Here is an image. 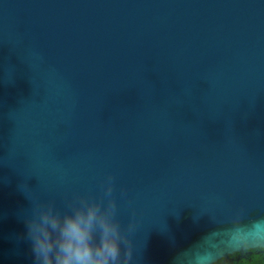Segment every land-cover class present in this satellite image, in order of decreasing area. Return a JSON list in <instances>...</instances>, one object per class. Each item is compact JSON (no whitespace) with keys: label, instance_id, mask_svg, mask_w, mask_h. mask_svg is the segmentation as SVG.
Masks as SVG:
<instances>
[{"label":"water","instance_id":"95a60500","mask_svg":"<svg viewBox=\"0 0 264 264\" xmlns=\"http://www.w3.org/2000/svg\"><path fill=\"white\" fill-rule=\"evenodd\" d=\"M109 175L130 264L264 249V0H0V264Z\"/></svg>","mask_w":264,"mask_h":264},{"label":"clouds","instance_id":"9594fccd","mask_svg":"<svg viewBox=\"0 0 264 264\" xmlns=\"http://www.w3.org/2000/svg\"><path fill=\"white\" fill-rule=\"evenodd\" d=\"M102 200L79 196L61 211L52 203H38L27 218L32 264H130L133 251L129 223L121 227L116 217L112 177Z\"/></svg>","mask_w":264,"mask_h":264},{"label":"trees","instance_id":"16d2710c","mask_svg":"<svg viewBox=\"0 0 264 264\" xmlns=\"http://www.w3.org/2000/svg\"><path fill=\"white\" fill-rule=\"evenodd\" d=\"M239 261H234L232 264H264V249H253L246 251ZM240 256V254L233 255L232 257ZM218 264H225L220 261Z\"/></svg>","mask_w":264,"mask_h":264},{"label":"flooded vegetation","instance_id":"af4514ba","mask_svg":"<svg viewBox=\"0 0 264 264\" xmlns=\"http://www.w3.org/2000/svg\"><path fill=\"white\" fill-rule=\"evenodd\" d=\"M242 257H243V255H240L237 257H232L230 260H228L227 262H224V263L225 264H232L234 261H239Z\"/></svg>","mask_w":264,"mask_h":264}]
</instances>
